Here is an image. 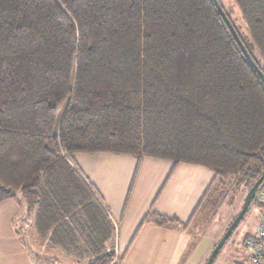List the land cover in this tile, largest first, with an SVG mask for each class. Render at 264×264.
I'll return each mask as SVG.
<instances>
[{
    "label": "trees",
    "instance_id": "16d2710c",
    "mask_svg": "<svg viewBox=\"0 0 264 264\" xmlns=\"http://www.w3.org/2000/svg\"><path fill=\"white\" fill-rule=\"evenodd\" d=\"M217 1L264 75V0H233L246 35ZM96 152L212 172L190 221L148 211L158 226L187 228L212 194L258 179L264 82L213 0H0V201L19 197L37 235L81 264L113 258L73 159Z\"/></svg>",
    "mask_w": 264,
    "mask_h": 264
},
{
    "label": "crops",
    "instance_id": "0c3cea01",
    "mask_svg": "<svg viewBox=\"0 0 264 264\" xmlns=\"http://www.w3.org/2000/svg\"><path fill=\"white\" fill-rule=\"evenodd\" d=\"M73 159L80 173L93 187L113 225L112 246L117 249V264H205L218 237H211L207 250L199 252V218L192 219L187 228L178 225L158 226L143 222V218L148 209L153 207L158 213L177 217L181 223L190 221L212 180L213 174L208 168L184 162L175 164L162 158L143 157L137 160L131 155L107 152L79 153ZM134 168L138 171L136 179L135 170L132 174ZM112 177L118 180L117 184ZM257 200L252 205L258 222L264 199L258 194ZM132 206L138 210L129 213ZM26 226L29 227L30 242L20 231ZM253 234L242 236L240 245L233 244L234 250L238 252L237 258L234 255L231 259V264H239V259H244V239ZM38 246H43V249ZM221 260L225 261L224 256ZM73 262L81 264L51 245L48 239L37 235L32 218L27 216L26 206L19 197L0 201V264Z\"/></svg>",
    "mask_w": 264,
    "mask_h": 264
},
{
    "label": "rangeland",
    "instance_id": "374dc122",
    "mask_svg": "<svg viewBox=\"0 0 264 264\" xmlns=\"http://www.w3.org/2000/svg\"><path fill=\"white\" fill-rule=\"evenodd\" d=\"M220 3L224 7V9L226 11H228L229 17L232 19L236 28L240 32H242L243 34L246 35V32L244 31L245 25L243 24V21L240 17V12H239L238 8L235 6L233 0H220ZM236 35H237V33H236ZM238 38H239V36H238ZM239 40H240V38H239ZM255 55L257 56L256 53H255ZM96 153H104V152H96ZM107 153H109V152H107ZM82 154H87V153H82ZM89 154H92V153H89ZM93 154H95V153H93ZM111 154H115V153H111ZM116 155H118V154H116ZM138 162H140V161H138ZM78 164H79V162H78ZM79 165H78V167H79ZM134 170L136 172V174H135V179H136L138 171H136V168H134L133 173H132L133 175H134ZM112 179L116 181V184L118 183V180L115 177H112ZM234 187H235V184L230 186V187L226 186V188H224L223 191H221L222 193H220L218 191V192L212 194L211 195V199H212L211 201L212 202L210 203L211 205L209 207H207L205 210H203L201 214H198L197 216H195V217H199V219H200L199 221H201L199 223V225L197 226V231L201 236L200 245L198 246L199 252H203L204 250H207L206 247L209 245L208 241L209 240L211 241V237H213V238L218 237L217 241L221 238V236L225 232L226 228L228 227L229 221H231L230 220L231 216H233L234 214L236 215L238 213V211L240 210L247 191H246V188H244L243 186H237L235 188ZM262 188H264V184L262 185ZM260 189L258 188V190H257V196H258V194H260ZM130 210L131 211L129 213L135 212L138 209H133V206H132V209H130ZM150 210L156 211L153 207L148 209V211H150ZM126 211L127 210H125V212ZM254 211H255L254 206L251 204L249 209L247 210L243 220H241L239 222V224L236 226V228L233 230V232L231 233L229 238L226 240L224 245L221 247V249L217 253V255H216L217 257H215L216 259L214 261V264H219V263L220 264H231V259L234 258L233 256L236 255L235 258H237V252L238 251L234 250L233 244L235 245L238 243L240 245L241 237L244 236L245 234L255 233L256 229L258 227L259 221L257 222L255 220L256 213ZM194 223H196V222H194ZM20 231H21V233H23V235H25L27 237L26 240L29 241L30 240L29 227L26 226L23 228V230L20 229ZM217 241H216V243H217ZM31 246H32V249H34L36 251L35 246L32 244H31ZM38 248L43 249V246H41V247L38 246ZM245 249H244L245 250L244 259L240 260L238 258L239 264H250V249H248V248H245ZM228 254H229V257H228ZM223 256L225 258V261L221 260L223 258ZM73 264H78V263L73 262Z\"/></svg>",
    "mask_w": 264,
    "mask_h": 264
},
{
    "label": "water",
    "instance_id": "95a60500",
    "mask_svg": "<svg viewBox=\"0 0 264 264\" xmlns=\"http://www.w3.org/2000/svg\"><path fill=\"white\" fill-rule=\"evenodd\" d=\"M213 2L216 5L217 10L221 14V16L224 18V20L226 21L227 25L229 26L230 31L232 32L237 44L239 45V47L243 51L244 55L246 56V58L248 59L250 64L253 66L255 71L258 73V75L260 76V78L264 82V75L259 70V68L256 66L255 62L252 60V58L248 54L247 50L243 46L242 42L239 40L238 36L236 35L235 30L233 29V27L230 24V22L227 20V17L224 14L223 10L221 9L218 1L217 0H213ZM263 181H264V171L261 173V175L258 177V179L252 184V186L248 189V191H247V193H246V195L244 197V201H243V204H242L240 210L238 211L236 216L233 218V220L230 222V224L226 228V230L223 233V235L221 236V238L214 245L213 249L211 250V252H210V254H209V256H208V258H207V260L205 262V264H212L213 263L216 255L219 252V250L221 249V247L224 245V243L229 238V236L231 235L233 230L236 228V226L239 224L241 219L246 214V212L248 210V207L250 205V202L255 198V196L257 194V190H258L259 186L262 184Z\"/></svg>",
    "mask_w": 264,
    "mask_h": 264
},
{
    "label": "built area",
    "instance_id": "2783aa9c",
    "mask_svg": "<svg viewBox=\"0 0 264 264\" xmlns=\"http://www.w3.org/2000/svg\"><path fill=\"white\" fill-rule=\"evenodd\" d=\"M260 197L264 199V188L260 189ZM244 247L250 249V264H264V207L259 218L258 227L253 235L244 240ZM113 258L108 264H117L118 256L115 246L109 247Z\"/></svg>",
    "mask_w": 264,
    "mask_h": 264
}]
</instances>
